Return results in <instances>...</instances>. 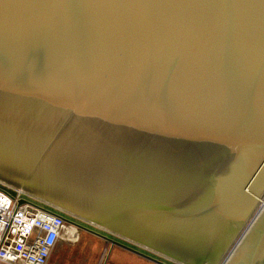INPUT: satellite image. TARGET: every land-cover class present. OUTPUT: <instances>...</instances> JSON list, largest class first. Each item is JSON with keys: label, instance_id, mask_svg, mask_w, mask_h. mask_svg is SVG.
<instances>
[{"label": "water", "instance_id": "obj_1", "mask_svg": "<svg viewBox=\"0 0 264 264\" xmlns=\"http://www.w3.org/2000/svg\"><path fill=\"white\" fill-rule=\"evenodd\" d=\"M0 180L226 261L264 193V0H0ZM227 264H264V209Z\"/></svg>", "mask_w": 264, "mask_h": 264}, {"label": "built area", "instance_id": "obj_2", "mask_svg": "<svg viewBox=\"0 0 264 264\" xmlns=\"http://www.w3.org/2000/svg\"><path fill=\"white\" fill-rule=\"evenodd\" d=\"M59 210L0 180V264H48L60 241H77L74 216Z\"/></svg>", "mask_w": 264, "mask_h": 264}, {"label": "rangeland", "instance_id": "obj_3", "mask_svg": "<svg viewBox=\"0 0 264 264\" xmlns=\"http://www.w3.org/2000/svg\"><path fill=\"white\" fill-rule=\"evenodd\" d=\"M17 188H19V186ZM24 191L26 193H29L26 190ZM30 195L34 196L33 194ZM260 198L262 199V200L260 199L262 202L257 203V205L254 208V211H252L251 215L249 216L246 225L243 227V229L240 230V232L238 233V235L236 236L235 240L232 242L230 247H228L227 253H229V251L231 253L233 248L239 242V239L247 230L248 224L251 221H253L255 217L259 216V215L257 216L258 209L261 206V204L263 206L264 193L261 195ZM59 211L63 212L64 214L66 213L65 211L62 210ZM80 222L83 225L89 226L105 235H108L112 238L122 241L158 259H161L168 264H186L182 260L169 256L145 244L136 242L131 238L129 239L125 238V236L121 234H117L97 224L88 223L86 220L83 219H80ZM77 234H78L77 241H75L74 243L70 244L65 241H60L56 245L55 249L51 254V257L49 258L48 264H159L149 258H146L136 252L128 250L122 246H119L117 244H111L109 240L97 234H94L86 229L79 228ZM230 253L228 254V256L230 255ZM224 258H221V260L218 261L216 264H220L224 260Z\"/></svg>", "mask_w": 264, "mask_h": 264}, {"label": "bare ground", "instance_id": "obj_4", "mask_svg": "<svg viewBox=\"0 0 264 264\" xmlns=\"http://www.w3.org/2000/svg\"><path fill=\"white\" fill-rule=\"evenodd\" d=\"M260 197H261V196H260ZM260 199H261V198H259L258 202H262V201H261L262 199H261V200H260ZM261 206H262V204H261ZM261 206H260L259 209H258V214H257V216L260 215L261 212H262L263 209H264V201H263V206H262V208H261ZM258 217H259V216H258ZM258 217H255V219L249 224L247 230L244 232V234L242 235V237L239 239V242L236 244V246L233 248V250L231 251V253H230V255L228 256V258L226 259L225 264H227V263L229 262V260L231 259V257L234 255V253L236 252V250L238 249V247L240 246V244L242 243V241H243L244 238L246 237L247 232H248L249 229L252 227V225L254 224L255 220H256Z\"/></svg>", "mask_w": 264, "mask_h": 264}, {"label": "flooded vegetation", "instance_id": "obj_5", "mask_svg": "<svg viewBox=\"0 0 264 264\" xmlns=\"http://www.w3.org/2000/svg\"><path fill=\"white\" fill-rule=\"evenodd\" d=\"M69 216H71V215L69 214ZM74 219H75L77 222L81 223V222H80V219H78V218H76V217H74ZM81 224H82V223H81Z\"/></svg>", "mask_w": 264, "mask_h": 264}, {"label": "crops", "instance_id": "obj_6", "mask_svg": "<svg viewBox=\"0 0 264 264\" xmlns=\"http://www.w3.org/2000/svg\"><path fill=\"white\" fill-rule=\"evenodd\" d=\"M51 257V256H50Z\"/></svg>", "mask_w": 264, "mask_h": 264}]
</instances>
